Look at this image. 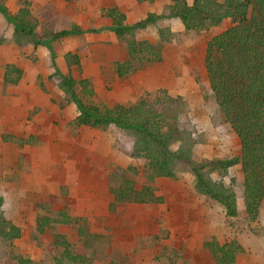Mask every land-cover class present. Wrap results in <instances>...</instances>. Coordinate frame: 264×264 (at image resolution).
Listing matches in <instances>:
<instances>
[{"label": "rangeland", "instance_id": "obj_1", "mask_svg": "<svg viewBox=\"0 0 264 264\" xmlns=\"http://www.w3.org/2000/svg\"><path fill=\"white\" fill-rule=\"evenodd\" d=\"M113 1L31 0L32 16L40 19L42 10L55 9L91 30L52 40L53 54L46 46L15 44L13 24L0 11V144L15 150L26 147L11 154L13 163L0 161V208L21 228L10 247L0 246V264H14L13 254L31 259L32 264H54L63 251L61 243H54L56 235L73 252L85 250L88 257L80 264H216L205 243L230 240L240 245L233 264H264V198L257 219L250 220L243 203L240 164L224 175L212 174L235 192L237 215L229 217L219 202L197 190L189 170L177 169L171 177L150 181L147 160L132 156V132L114 125L102 129L76 124L79 109L71 95L58 87L60 74L67 72L64 54L78 52L82 67L73 68L71 74L90 80L94 95L91 100L84 97L86 102L128 106L140 98L154 101L153 95L164 89L182 99L177 123L172 113L165 117V128L177 130L172 150L186 143L198 163L234 157L240 153L239 139L219 110L204 66L207 41L232 26V20L225 18L200 31L156 26L137 30L135 39L159 48L161 59L154 61L150 58L154 55L147 54L152 61L121 77L114 62L122 60L123 53L113 30L100 19ZM119 1L125 5V0ZM167 2L150 5L163 13ZM127 4L125 9L133 12L128 14L135 21L141 4L140 9L135 2ZM0 6L16 13L24 0H0ZM9 64L21 70L19 77L15 71L9 74L11 80L19 78L17 83L3 78ZM19 96L26 98L22 115L18 112L11 119L14 114L7 116L10 108L4 104L10 107V100ZM156 107L167 110L163 104ZM43 108H54L60 118L41 115ZM128 181L136 189L151 186L161 200L116 202L111 208L112 189ZM40 217L47 218L44 233L37 232Z\"/></svg>", "mask_w": 264, "mask_h": 264}, {"label": "trees", "instance_id": "obj_2", "mask_svg": "<svg viewBox=\"0 0 264 264\" xmlns=\"http://www.w3.org/2000/svg\"><path fill=\"white\" fill-rule=\"evenodd\" d=\"M30 3L31 0H24V6L16 13L0 6V11L13 24L12 39L17 45L33 43L35 46H46L53 54L52 40L91 31L83 30L79 24L60 15L55 9L42 10L41 18L38 19L31 15ZM103 11V15L112 20L110 29L114 31L116 45L123 53L124 59L114 62L117 74L121 77L144 67L149 61L161 59L159 48L135 39L137 30L157 19L178 18L187 31H200L218 25L225 18L232 20V26L207 41L204 66L219 110L239 139L240 153L234 157L198 163L192 160L188 144L183 143L178 150H172L170 144L178 139L177 130L173 126L165 128V117L172 113L174 124L177 123L182 99L169 95L164 89L153 95L154 101L140 98L128 106L116 104L100 107L88 101L94 95L90 80L86 77L75 78L70 71L72 66L81 69L80 54L77 52L68 51L64 54L69 71L60 74L58 87L71 95L79 109L76 124L102 129L114 125L132 132V156L147 160L150 181L156 177H171L177 169L189 170L195 176L197 190L219 202L229 217L237 215L235 192L224 182L215 181L212 174L217 172L224 175L229 167L240 164L244 174V208L250 220L257 219L264 198V0H192L191 3L187 0H171L165 12H149L132 24L125 23V14L117 7ZM39 30L42 33L39 34ZM151 53L154 55L150 57L152 60L147 56ZM52 63L55 66L53 60ZM13 71L19 74L18 77L21 76L17 66L6 65L3 76L6 82L17 83L19 78L9 79ZM57 73H60L59 70ZM77 88L80 89L78 93ZM84 97H87V102ZM156 104L165 105L167 110L158 109ZM112 193L114 200L111 208L116 202L147 203L161 200L151 186L136 189L131 181L126 186L112 189ZM47 224V218L40 217L36 224L37 232L44 233ZM20 235L21 228L11 222L0 208V246L10 247ZM55 239L54 243L63 245V251L60 257L55 258L54 264H80L87 259L84 249L77 248L73 252L69 243L60 239V235H56ZM205 246L211 250L216 264H233L240 249L236 240L222 244L210 241ZM53 247L56 244H52ZM12 258L14 264H32L31 259L20 254H13Z\"/></svg>", "mask_w": 264, "mask_h": 264}, {"label": "crops", "instance_id": "obj_3", "mask_svg": "<svg viewBox=\"0 0 264 264\" xmlns=\"http://www.w3.org/2000/svg\"><path fill=\"white\" fill-rule=\"evenodd\" d=\"M126 2H125V5L124 4H122L119 0H114L113 1V6H110V7H117L122 13H124L125 14V23H127V24H132V23H134V22H136V21H138V20H140V19H143L149 12H155V13H157V14H161V12L160 11H158L157 9H156V7L154 6H151L150 4H158L157 2L158 1H160V0H152V1H149V0H144V1H141V2H138L137 0H125ZM128 1V2H127ZM133 2H135V4H134V6H137L138 7V9H140V4H141V15H139V17L134 21L131 17H130V14H128V13H133V12H127V10L125 9L126 8V6L128 5L127 3H129V5H131L132 6V4H133ZM171 3V0H168V2H167V4H166V6L168 5V4H170ZM109 8V7H108ZM100 19H101V22L103 23V24H105V26L107 25L109 28L112 26V20H111V18L110 17H108V16H106V15H103L102 17L100 16ZM134 21V22H133ZM79 24V23H78ZM80 26L82 27V29L83 30H86L85 29V27L83 26V25H81L80 24ZM154 26H156V27H158V28H168V27H170V28H172L173 29V31H174V27H176L175 29L176 30H182V28L185 30V28H184V26L182 25V23H181V21L178 19V18H174V17H172V18H160V19H157L154 23H150V24H148L145 28H143V29H146V28H150V27H154ZM89 32H91V31H89ZM114 32V31H113ZM85 33V32H84ZM83 34V33H82ZM70 36V35H69ZM116 36V35H115ZM117 43V42H116ZM38 46H40V45H38ZM68 51H72V50H67L66 52H68ZM74 52V51H73ZM78 53V52H77ZM124 59V58H123ZM122 59V60H123ZM80 62H82L81 61V58H80ZM64 64H65V69H66V71L68 72L69 71V68L67 67V65H66V63L64 62ZM81 67H82V63H81ZM73 68H76V69H78L76 66H72L71 68H70V71H72V69ZM67 72H65V73H67ZM64 74V73H63ZM148 85H149V83H148ZM20 88H22V87H20ZM16 98V100H10V103L11 104H9L10 105V107H8V105L7 104H4V105H6V107L7 108H10L9 110H10V113H8L7 112V116L9 115V114H14V115H11V119H14V117H16V114L18 113V112H21L20 114L22 115V110L24 109L23 107H22V103H23V101H26V98H22V97H15ZM16 103V104H15ZM4 108H5V106H4ZM23 108V109H22ZM4 112V114H5V111H3ZM49 115L50 117H52V113H53V115L54 116H56L57 118H60L59 116H60V114H59V112L57 111V110H55L54 108H52L51 110H47V108H46V110H45V108H43V111H42V114L41 115ZM79 114V113H78ZM78 114H75V116L76 115H78ZM62 115H63V117H65V120H69L70 118H68L67 116H66V114L63 112L62 113ZM77 117V116H76ZM18 119V118H17ZM16 122V121H15ZM12 146H14L15 148H16V146L15 145H12ZM14 150V151H13ZM26 150V147L25 148H23V149H21V148H19L18 150H17V148H16V150L14 149V148H12V147H10V146H7V144L6 143H2L1 142V144H0V161H3V163H13L12 161H13V158L11 157V154L12 153H14V154H19L20 152H23V151H25ZM16 157V156H15ZM14 160H16V158L14 159Z\"/></svg>", "mask_w": 264, "mask_h": 264}]
</instances>
